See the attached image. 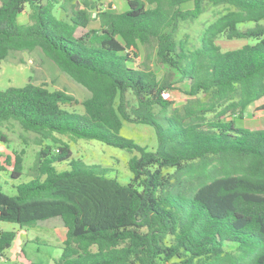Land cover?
Wrapping results in <instances>:
<instances>
[{"label":"trees","instance_id":"16d2710c","mask_svg":"<svg viewBox=\"0 0 264 264\" xmlns=\"http://www.w3.org/2000/svg\"><path fill=\"white\" fill-rule=\"evenodd\" d=\"M125 2L119 12L88 0L83 8L0 0V66L15 52L40 50L89 93L77 113L64 108L76 100L61 90L32 83L0 90V129L14 123L40 147L31 179L14 194L3 192L0 178V222L23 230L59 219L64 237L53 264H264V127L240 125L264 97V0ZM207 6L223 11L199 47L175 41L180 23ZM220 38L252 43L222 51ZM151 53L178 78L137 64ZM177 83L189 99L174 107L163 93ZM124 123L151 127L155 150L122 136ZM62 138L136 153L126 162L130 178L120 182L113 168L74 159ZM0 141L8 143L1 132ZM23 154L6 155L0 173L19 179ZM16 236L0 231V258Z\"/></svg>","mask_w":264,"mask_h":264},{"label":"rangeland","instance_id":"374dc122","mask_svg":"<svg viewBox=\"0 0 264 264\" xmlns=\"http://www.w3.org/2000/svg\"><path fill=\"white\" fill-rule=\"evenodd\" d=\"M61 3L64 0H56ZM84 0H72L77 7L83 8ZM89 3L98 10H103L111 5L116 11L126 9L125 0H88ZM191 4H186L183 9H191ZM26 6L25 12L18 16L20 23H26L29 12ZM223 11L222 7L207 6L202 14L197 18H191L181 22L175 33V41L183 42L188 49L198 48L199 41L204 28ZM53 13L56 18H60L58 9L54 8ZM92 16L95 13L91 11ZM96 21L90 24V27L96 28ZM222 51L237 49L244 44H251V40H226L220 38L216 40ZM137 64L146 65L160 79H177L178 74L168 66L159 64L154 54H150L144 59V54L137 61ZM27 83L34 85H44L49 90H61L71 95L76 103L71 106H64L69 111L77 113L82 112V101L88 97L89 93L79 84L74 82L69 76L56 67L54 63L48 60L40 50L32 52H15L10 55L0 66V90L8 87H22ZM185 84H174V89L163 93L165 99L172 102V106L179 107L189 98L184 93ZM263 108V109H262ZM240 125L249 130L262 129L264 127V97L255 101L246 111L243 121ZM8 138V143L0 141V161L4 160L6 155L13 157L14 153L22 150L23 175L19 179H10L8 172L0 173L3 192L12 195L14 187L20 183L31 179L30 169L36 159V154L40 147L34 143V135L22 131L18 125L4 126L0 129ZM121 135L132 139L140 146L146 147L148 151H154L156 148V139L151 127L133 123H124ZM69 144L74 159H81L86 164H97L105 167H111L118 174L120 182L125 183L130 178V173L126 167L127 160L136 155L128 153L112 146H107L98 141L76 140L70 141L62 138ZM58 170L68 169L66 164L57 166ZM112 174L111 176H114ZM0 231H14L17 234V240L13 242L10 250L6 252V258H0V264H53L52 259L60 254L61 241L64 237V230L59 219L49 220L38 223L35 229H19V226L13 223L0 222Z\"/></svg>","mask_w":264,"mask_h":264},{"label":"crops","instance_id":"0c3cea01","mask_svg":"<svg viewBox=\"0 0 264 264\" xmlns=\"http://www.w3.org/2000/svg\"><path fill=\"white\" fill-rule=\"evenodd\" d=\"M17 237H18V236H16L15 240H17ZM15 240H14V241H15ZM14 241H13V242H14ZM12 245H13V243H12ZM12 245H11V247H12ZM11 247H10V249H11ZM10 249H9V250H10ZM52 263H53V261H52Z\"/></svg>","mask_w":264,"mask_h":264}]
</instances>
